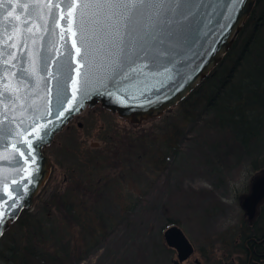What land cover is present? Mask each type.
<instances>
[{
	"label": "water",
	"instance_id": "water-1",
	"mask_svg": "<svg viewBox=\"0 0 264 264\" xmlns=\"http://www.w3.org/2000/svg\"><path fill=\"white\" fill-rule=\"evenodd\" d=\"M255 2L148 0V9L141 10L125 37L128 56L116 75L100 66L119 51L111 43V29L89 26L91 69L76 56L72 39L83 51L79 6L72 24L77 36L64 31L60 38L67 17L59 16L67 13L71 0H0V237L31 207L51 171L43 148L74 116L98 102L133 123L160 116L223 59ZM263 198L264 171L241 196L249 219ZM13 199L15 205L9 207ZM164 237L178 251L174 264H183L193 254L194 246L179 225L169 226Z\"/></svg>",
	"mask_w": 264,
	"mask_h": 264
},
{
	"label": "rangeland",
	"instance_id": "rangeland-1",
	"mask_svg": "<svg viewBox=\"0 0 264 264\" xmlns=\"http://www.w3.org/2000/svg\"><path fill=\"white\" fill-rule=\"evenodd\" d=\"M225 64H230V58ZM177 107L176 103L160 116L133 123L98 102L74 116L43 148L51 171L31 207L24 208L44 219L43 223L65 219L58 209L59 196L73 187V181L79 182L77 191L64 199L83 213L91 211L90 205L98 199L89 186L105 178L119 179L115 183L122 185V195L113 197L121 209L111 205L107 228L100 226L98 217L94 229L76 226L80 241L75 244L84 256L77 264H174L177 252L164 237L170 223L179 225L194 246L195 253L183 264H197L195 258L200 264H226L238 257V242L234 240L246 227L239 201L249 190L252 177L262 172L252 163L257 153L224 152L221 146H212L221 138L229 143L233 140L226 131L213 127L212 120L205 121L209 114L204 125L200 120L197 125L187 121L180 129L185 136L181 149L164 169L151 168L147 150L139 147L135 153V146L129 144L130 140L140 141L144 146L143 141L146 146L154 132L163 136L160 127L165 119L178 121ZM172 129L169 132L174 136ZM137 167L144 169L141 175ZM130 205L133 209L129 210ZM79 216L92 219L90 214Z\"/></svg>",
	"mask_w": 264,
	"mask_h": 264
},
{
	"label": "trees",
	"instance_id": "trees-1",
	"mask_svg": "<svg viewBox=\"0 0 264 264\" xmlns=\"http://www.w3.org/2000/svg\"><path fill=\"white\" fill-rule=\"evenodd\" d=\"M228 58L230 64H225ZM216 70L218 72L215 74ZM177 106L178 121L172 117L166 118L164 126L160 127L164 131L163 136L157 132L152 133L154 137H148L150 140L146 141V146L142 141L145 147L140 141H129V144L135 146V153L139 147L147 150L151 168L164 169L169 161L172 162L185 138L180 129L187 121L197 125L199 120L204 121L209 114L210 117L205 121L208 123L212 120L213 127L226 131L229 139L233 140L229 143L221 138L211 145L221 146L224 152L237 149L250 155L257 153L258 158L252 159L254 169L264 171V0H256L241 32L221 62ZM170 128H173L174 136L169 132ZM148 153H144L145 158ZM136 169L140 175L144 170L140 167ZM104 180L106 182L99 179L96 186H89L98 199L94 205H90L91 211L87 213L64 199V195L77 191L75 188L79 186V182L73 181V187L66 189L64 194L61 193L58 209L65 221L63 218H56L43 223L44 219L35 217L29 214L28 209H24L0 237V264L79 263L84 256L79 245L75 244V241H80L76 226L80 224L85 229H94L98 217L100 226L107 228L109 222L106 219L109 218L111 205L121 209L120 204L113 199L114 195H122V185L115 183L119 179ZM156 181L157 179L153 180ZM130 209H133L131 205ZM84 214H90L92 219L88 217L84 220L79 216ZM243 221L247 222L246 219ZM250 237L251 229L248 228L243 235L244 241Z\"/></svg>",
	"mask_w": 264,
	"mask_h": 264
},
{
	"label": "snow or ice",
	"instance_id": "snow-or-ice-1",
	"mask_svg": "<svg viewBox=\"0 0 264 264\" xmlns=\"http://www.w3.org/2000/svg\"><path fill=\"white\" fill-rule=\"evenodd\" d=\"M52 6L56 8L60 7L59 4L52 5L50 3L49 7ZM77 6L82 9L80 13L81 21L79 35L83 51L81 50V47L77 46L76 40L72 39V47L75 50L76 56H82L87 67L91 69L93 65L88 62L90 44L88 42L89 38L87 33L89 32V26L96 25L102 32L111 29V43L113 44V47L118 48L119 51L110 59V63L101 64L100 66L119 75L128 56V50L125 47V37L129 35V29H132L135 26L137 16L141 14V10L148 9V0H71V6L67 10V13L59 16V20H65L67 17V26L60 34L62 40L64 39V31L71 33V37L77 36V32L72 29V24L74 22L73 14ZM61 11L63 13V10ZM17 19H19V17H17ZM57 26L60 25L58 24ZM29 31H31V29H29ZM13 59H15V56H13ZM5 63L7 64L8 61L6 60ZM132 71H136V69L133 68ZM77 74L79 75V73ZM84 75L87 76L88 72H85ZM73 83L75 84L77 81H73ZM4 88L5 91H7L8 85L5 84ZM2 94L3 93H0V95ZM64 111H68V109H64ZM57 118H59V114ZM16 135H19V133H16ZM28 143L29 147H31L30 142ZM17 151H19V149H17ZM20 155L24 156V152L21 151ZM29 158H31V153L25 157V162H27ZM13 183H16V181H13ZM14 205L15 200L13 199V203L12 205H9V207Z\"/></svg>",
	"mask_w": 264,
	"mask_h": 264
},
{
	"label": "flooded vegetation",
	"instance_id": "flooded-vegetation-1",
	"mask_svg": "<svg viewBox=\"0 0 264 264\" xmlns=\"http://www.w3.org/2000/svg\"><path fill=\"white\" fill-rule=\"evenodd\" d=\"M259 175L260 173L254 175L251 179V183L253 179ZM251 183L249 186V190L245 194H248L250 192ZM239 202L241 204V200ZM244 217L247 220V222H244V225L246 227L243 226L242 234L240 238L234 240L238 242V249H237L239 253L238 257L236 258L233 256L232 261L226 264H264V198L258 202L256 213L253 218L249 219L245 215V211H244ZM173 224H176V223L168 224L164 229V233H165V230ZM248 228L251 229L252 237L246 238L244 241L243 235ZM174 250L177 252V255H178L177 249L174 248ZM193 254L189 256L187 259L191 258ZM173 259L174 258H172V262H173ZM194 262L197 264H200L201 260L199 258H195Z\"/></svg>",
	"mask_w": 264,
	"mask_h": 264
}]
</instances>
